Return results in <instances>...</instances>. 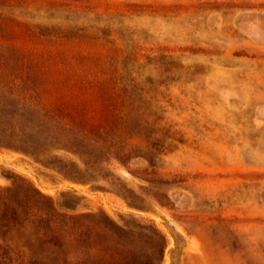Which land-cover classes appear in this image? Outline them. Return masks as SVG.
<instances>
[{
  "label": "rangeland",
  "instance_id": "rangeland-1",
  "mask_svg": "<svg viewBox=\"0 0 264 264\" xmlns=\"http://www.w3.org/2000/svg\"><path fill=\"white\" fill-rule=\"evenodd\" d=\"M0 264H264V0H0Z\"/></svg>",
  "mask_w": 264,
  "mask_h": 264
}]
</instances>
